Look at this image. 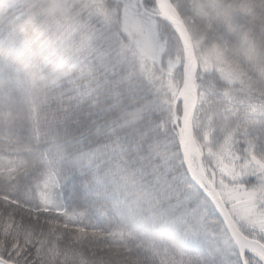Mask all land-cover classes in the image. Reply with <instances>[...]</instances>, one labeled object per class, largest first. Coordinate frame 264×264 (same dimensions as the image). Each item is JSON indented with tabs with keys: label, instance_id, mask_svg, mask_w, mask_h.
I'll use <instances>...</instances> for the list:
<instances>
[{
	"label": "snow or ice",
	"instance_id": "6c2138e0",
	"mask_svg": "<svg viewBox=\"0 0 264 264\" xmlns=\"http://www.w3.org/2000/svg\"><path fill=\"white\" fill-rule=\"evenodd\" d=\"M149 6L165 15L170 7ZM13 7L0 10L8 53L0 56V104L9 112L0 144V264H264V121L252 129L246 119L205 162L189 140V77L181 99L170 94L184 107L171 112L177 159H170L151 123L140 130L120 123L124 105L115 98L125 89L113 55L121 37L94 26L90 5L72 6L78 37L70 49L64 39L53 42L47 23L68 5L39 14L18 0ZM201 7L217 41L228 28L251 57L250 32L259 29L264 40V0ZM240 12L250 31L237 34L231 21ZM250 63L264 72V54ZM246 99L264 115V100ZM65 190L105 226L69 212L59 202Z\"/></svg>",
	"mask_w": 264,
	"mask_h": 264
},
{
	"label": "trees",
	"instance_id": "16d2710c",
	"mask_svg": "<svg viewBox=\"0 0 264 264\" xmlns=\"http://www.w3.org/2000/svg\"><path fill=\"white\" fill-rule=\"evenodd\" d=\"M17 0H0V10L15 13L13 5ZM36 13L53 4L68 5L67 9H57L54 15L47 17L53 42L64 39L69 49L77 42L78 33L71 27L72 6L81 0H18ZM153 0H84L90 5L95 17L96 28H110L113 34L121 37L120 44L113 55L120 60L118 71L123 73L125 94L116 97L117 104L124 105L119 115L120 123L130 130H140L148 122L158 129L159 146L170 159L174 155V131L171 112L183 114L182 105H174L170 94L175 92L178 99L184 88L185 47L178 30L166 21L159 10H153ZM188 29L195 54V89L198 95V108L192 125V142L204 151L207 162L210 152L219 153L229 137L233 140L239 136L240 126L252 116H260L258 111L247 107V97L255 104L264 100V72L255 67L251 60L264 54V40L260 30L250 32L248 47L251 57L241 51L243 41L231 35L228 28L222 29L221 38L216 39L213 23L204 14L202 5L212 0H168ZM231 2V0H229ZM121 5L116 8L114 5ZM144 22L146 28L139 27ZM243 12L234 16L231 21L237 34L250 31L245 27ZM255 45V47H252ZM214 53L219 56L221 65L209 62L206 56ZM6 42L0 37V56H7ZM11 58V57H9ZM221 68L232 73L225 77ZM241 79V81H237ZM135 96L136 99H131ZM168 101V103H166ZM255 104L253 107H255ZM247 109V113H246ZM9 117L8 110L0 104V144L6 142L4 121ZM260 123L249 127L258 128ZM242 139V137H241ZM65 206L69 212L77 214L84 223L92 222L103 228L105 221L98 217L94 210L83 201L69 198L67 190L63 193ZM79 213H85L80 217ZM211 222V221H210ZM212 223V222H211ZM213 224V223H212ZM215 225L213 224L212 228ZM94 251H102L95 247Z\"/></svg>",
	"mask_w": 264,
	"mask_h": 264
},
{
	"label": "water",
	"instance_id": "95a60500",
	"mask_svg": "<svg viewBox=\"0 0 264 264\" xmlns=\"http://www.w3.org/2000/svg\"><path fill=\"white\" fill-rule=\"evenodd\" d=\"M166 3H169L166 0ZM162 17H164L170 24H172L176 29L180 31L182 36L185 39V81H184V89L185 85L189 84V77H191L190 81V88H189V95H190V104L192 107V111L190 113V124H189V140L190 143H192V124L195 117V113L197 111V105H198V96L197 91L194 86V78H193V70H194V53H193V45L191 41V37L188 33L187 28L185 27L182 20H180L175 12L172 10L171 7H169L168 14L165 15L163 12H160ZM182 29V31H181ZM191 53V55H189ZM183 89V92H184ZM182 92V93H183ZM181 99V96L180 98ZM184 110V107H183ZM184 112V111H183Z\"/></svg>",
	"mask_w": 264,
	"mask_h": 264
},
{
	"label": "rangeland",
	"instance_id": "374dc122",
	"mask_svg": "<svg viewBox=\"0 0 264 264\" xmlns=\"http://www.w3.org/2000/svg\"><path fill=\"white\" fill-rule=\"evenodd\" d=\"M139 27H142V28H146V25L144 22L141 23V25ZM206 58L208 59V61L211 63V62H216L218 63L219 65H221V62H220V59H219V56L214 54V53H211L209 54L208 56H206ZM221 73L227 77V74L229 73H232L229 69H226V68H221ZM237 81H241V79H237ZM248 119H253L255 122L254 123H260L261 121H264V115H260V116H252V117H249ZM229 142V139L226 141V144L224 145L223 148H225V146L228 144ZM60 200L59 202L65 206V200H64V196L62 193H60ZM66 207V206H65ZM77 219H79V217L77 216ZM213 224L209 221V227L212 228Z\"/></svg>",
	"mask_w": 264,
	"mask_h": 264
}]
</instances>
